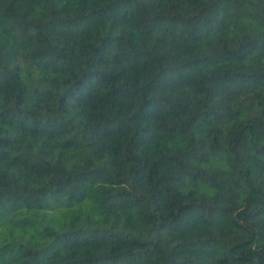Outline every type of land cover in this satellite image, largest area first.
<instances>
[{
    "label": "trees",
    "instance_id": "1",
    "mask_svg": "<svg viewBox=\"0 0 264 264\" xmlns=\"http://www.w3.org/2000/svg\"><path fill=\"white\" fill-rule=\"evenodd\" d=\"M0 264H264V0H0Z\"/></svg>",
    "mask_w": 264,
    "mask_h": 264
}]
</instances>
